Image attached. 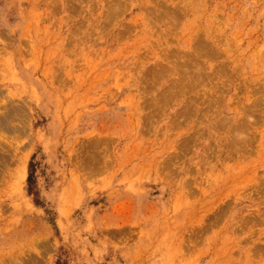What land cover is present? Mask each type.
<instances>
[{
  "label": "rangeland",
  "instance_id": "obj_1",
  "mask_svg": "<svg viewBox=\"0 0 264 264\" xmlns=\"http://www.w3.org/2000/svg\"><path fill=\"white\" fill-rule=\"evenodd\" d=\"M0 264H264V0H0Z\"/></svg>",
  "mask_w": 264,
  "mask_h": 264
}]
</instances>
